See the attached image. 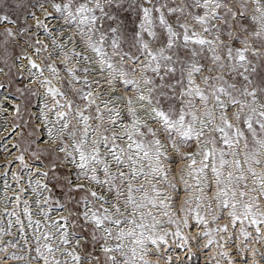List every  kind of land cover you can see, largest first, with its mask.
Returning a JSON list of instances; mask_svg holds the SVG:
<instances>
[{
  "label": "snow or ice",
  "instance_id": "snow-or-ice-1",
  "mask_svg": "<svg viewBox=\"0 0 264 264\" xmlns=\"http://www.w3.org/2000/svg\"><path fill=\"white\" fill-rule=\"evenodd\" d=\"M0 264H264V0H0Z\"/></svg>",
  "mask_w": 264,
  "mask_h": 264
}]
</instances>
